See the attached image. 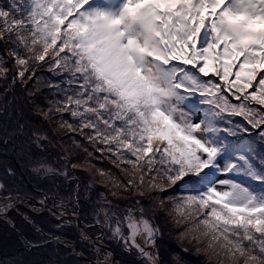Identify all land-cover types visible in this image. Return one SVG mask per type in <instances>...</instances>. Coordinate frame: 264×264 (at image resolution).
Listing matches in <instances>:
<instances>
[{
  "label": "snow or ice",
  "instance_id": "snow-or-ice-1",
  "mask_svg": "<svg viewBox=\"0 0 264 264\" xmlns=\"http://www.w3.org/2000/svg\"><path fill=\"white\" fill-rule=\"evenodd\" d=\"M0 264H264V0H0Z\"/></svg>",
  "mask_w": 264,
  "mask_h": 264
},
{
  "label": "trees",
  "instance_id": "trees-1",
  "mask_svg": "<svg viewBox=\"0 0 264 264\" xmlns=\"http://www.w3.org/2000/svg\"><path fill=\"white\" fill-rule=\"evenodd\" d=\"M46 71V69H45ZM9 219H13L16 223L17 227L21 229V231L24 233V235L28 238H34L35 234L30 226L23 223L22 218L18 216L15 213L9 214ZM37 221L39 222V218H37ZM49 227L48 225H45V228L47 229ZM75 234H70L68 236V239H73ZM13 242L18 243L15 241V237H12ZM177 244V241L174 238V235L166 229L165 235L159 240L158 247H159V255L162 258H166L168 255L167 249L170 246H175ZM79 250V245H78ZM89 259H92L93 257L88 256Z\"/></svg>",
  "mask_w": 264,
  "mask_h": 264
},
{
  "label": "rangeland",
  "instance_id": "rangeland-1",
  "mask_svg": "<svg viewBox=\"0 0 264 264\" xmlns=\"http://www.w3.org/2000/svg\"><path fill=\"white\" fill-rule=\"evenodd\" d=\"M10 213H15V214H17L15 210H12Z\"/></svg>",
  "mask_w": 264,
  "mask_h": 264
}]
</instances>
